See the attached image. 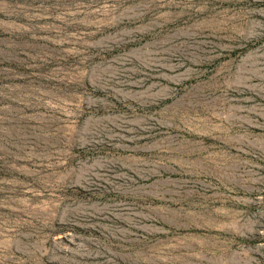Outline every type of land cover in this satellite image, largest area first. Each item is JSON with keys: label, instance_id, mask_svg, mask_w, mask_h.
<instances>
[{"label": "rangeland", "instance_id": "obj_1", "mask_svg": "<svg viewBox=\"0 0 264 264\" xmlns=\"http://www.w3.org/2000/svg\"><path fill=\"white\" fill-rule=\"evenodd\" d=\"M0 264H264V0H0Z\"/></svg>", "mask_w": 264, "mask_h": 264}]
</instances>
